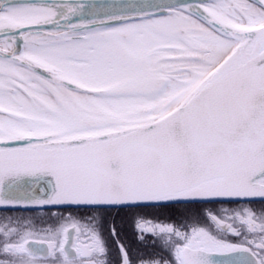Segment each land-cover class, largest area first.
<instances>
[{"label":"snow or ice","instance_id":"snow-or-ice-1","mask_svg":"<svg viewBox=\"0 0 264 264\" xmlns=\"http://www.w3.org/2000/svg\"><path fill=\"white\" fill-rule=\"evenodd\" d=\"M256 203L264 0H0V210L93 214L4 217L0 264H110L122 214L160 252L114 264H264Z\"/></svg>","mask_w":264,"mask_h":264},{"label":"flooded vegetation","instance_id":"flooded-vegetation-1","mask_svg":"<svg viewBox=\"0 0 264 264\" xmlns=\"http://www.w3.org/2000/svg\"><path fill=\"white\" fill-rule=\"evenodd\" d=\"M209 207L213 208V210H218L221 206L220 205H215V206L209 205ZM229 207L236 208L238 207V205L233 204V205H230ZM251 207H253L256 210H259L261 208H264V205L256 203V204L251 205ZM37 212L43 213L42 223L47 221L48 222L47 226H50L52 224L53 220L51 218L54 216V214L55 215L62 214L65 217L72 215L73 217L82 218V219H87L89 216L93 215L91 213H79V212H73L71 214L68 212L58 213L56 212V210H53L52 212H48L46 210L26 211V212L13 211V212H9V214H14L17 217L19 214H31L32 215ZM0 214L3 217L8 215L6 212H0ZM31 215H28V216H31ZM112 216H115V214L113 213ZM22 217H27V216L22 215ZM146 218L152 219V220L157 219V217H155L152 214H146ZM159 219H163V217H160ZM33 221H37V220H33ZM113 225L117 229V237H113L110 234V229ZM103 235H104V238L107 243L108 250H109L108 259H109L110 264H114V262L117 259L116 240H119L120 243L124 244V246L129 250L133 258L140 257V256L158 255L160 252L159 245L154 244L153 242L154 238H152L149 234H146V239L144 242H141L138 239V232H137V229L135 228L133 219L130 215L125 216L122 214V218L116 219L114 221L111 217H109V220L107 224L105 225Z\"/></svg>","mask_w":264,"mask_h":264},{"label":"rangeland","instance_id":"rangeland-1","mask_svg":"<svg viewBox=\"0 0 264 264\" xmlns=\"http://www.w3.org/2000/svg\"><path fill=\"white\" fill-rule=\"evenodd\" d=\"M19 215H21V216H19ZM17 217L14 215V214H8V215H6V216H11V217H13L14 219H16V218H19V219H21V220H25V221H28V220H32V223H33V225L37 228V229H41V228H43V227H46L47 225H48V222L47 221H45V222H43L42 223V216H43V213H35V214H19ZM22 215H26L27 217H22ZM28 215H31V216H28ZM0 223H2V222H4V217L0 214ZM5 216V217H6ZM33 220H37V221H33Z\"/></svg>","mask_w":264,"mask_h":264},{"label":"water","instance_id":"water-1","mask_svg":"<svg viewBox=\"0 0 264 264\" xmlns=\"http://www.w3.org/2000/svg\"><path fill=\"white\" fill-rule=\"evenodd\" d=\"M53 210H56L55 208H53ZM1 212H6V211H3V210H0ZM13 211H23V212H26V211H43L41 209H15V210H11L10 212H13Z\"/></svg>","mask_w":264,"mask_h":264},{"label":"trees","instance_id":"trees-1","mask_svg":"<svg viewBox=\"0 0 264 264\" xmlns=\"http://www.w3.org/2000/svg\"><path fill=\"white\" fill-rule=\"evenodd\" d=\"M7 214H9V212H6Z\"/></svg>","mask_w":264,"mask_h":264}]
</instances>
